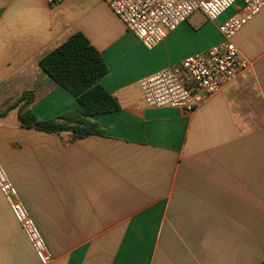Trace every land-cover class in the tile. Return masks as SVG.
Wrapping results in <instances>:
<instances>
[{
	"label": "crops",
	"instance_id": "crops-1",
	"mask_svg": "<svg viewBox=\"0 0 264 264\" xmlns=\"http://www.w3.org/2000/svg\"><path fill=\"white\" fill-rule=\"evenodd\" d=\"M194 16L149 50L105 0H0V161L51 254L44 263L0 192V264L264 262V8L235 36L248 69L192 112L148 108L138 81L223 42ZM83 34L108 68L119 110L72 140L21 126L10 106L32 92L39 120L78 99L39 61Z\"/></svg>",
	"mask_w": 264,
	"mask_h": 264
},
{
	"label": "built area",
	"instance_id": "built-area-1",
	"mask_svg": "<svg viewBox=\"0 0 264 264\" xmlns=\"http://www.w3.org/2000/svg\"><path fill=\"white\" fill-rule=\"evenodd\" d=\"M112 12L149 50L159 46L168 33L176 30L195 13L216 22L238 0H105ZM240 15L229 17L219 26L223 42L206 52L191 55L171 68L160 70L138 81L148 108H179L192 112L204 100L219 93L248 69L234 38L264 8V0H239ZM0 192L21 225L33 249L44 263L52 259L46 243L29 216L16 187L0 161Z\"/></svg>",
	"mask_w": 264,
	"mask_h": 264
},
{
	"label": "trees",
	"instance_id": "trees-1",
	"mask_svg": "<svg viewBox=\"0 0 264 264\" xmlns=\"http://www.w3.org/2000/svg\"><path fill=\"white\" fill-rule=\"evenodd\" d=\"M39 66L56 84L77 97L78 106L58 119L39 120L29 109L34 95L25 92L10 106V109L18 108L21 126L47 133H71L72 140L102 135L103 131L92 117L116 112L119 104L99 84L108 68L102 55L90 45L87 38L81 33L72 35L41 58Z\"/></svg>",
	"mask_w": 264,
	"mask_h": 264
},
{
	"label": "rangeland",
	"instance_id": "rangeland-1",
	"mask_svg": "<svg viewBox=\"0 0 264 264\" xmlns=\"http://www.w3.org/2000/svg\"><path fill=\"white\" fill-rule=\"evenodd\" d=\"M203 18H204L203 15L197 13V15L194 16L193 20L198 21V20H202Z\"/></svg>",
	"mask_w": 264,
	"mask_h": 264
}]
</instances>
